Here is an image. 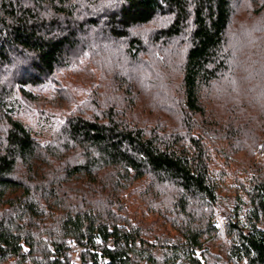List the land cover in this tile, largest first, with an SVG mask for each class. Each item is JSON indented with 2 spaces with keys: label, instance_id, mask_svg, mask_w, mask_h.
Wrapping results in <instances>:
<instances>
[{
  "label": "trees",
  "instance_id": "1",
  "mask_svg": "<svg viewBox=\"0 0 264 264\" xmlns=\"http://www.w3.org/2000/svg\"><path fill=\"white\" fill-rule=\"evenodd\" d=\"M258 150L264 0H0V264H264Z\"/></svg>",
  "mask_w": 264,
  "mask_h": 264
},
{
  "label": "rangeland",
  "instance_id": "2",
  "mask_svg": "<svg viewBox=\"0 0 264 264\" xmlns=\"http://www.w3.org/2000/svg\"><path fill=\"white\" fill-rule=\"evenodd\" d=\"M261 154V151L258 150L257 153H256V160L257 161H261V162H264V157L262 154V157L260 156ZM221 225H224L225 222H221L220 223ZM7 243H8V246L12 249H18L20 250L21 252L24 251L29 245H31L30 243V240L29 239H26V238H19L17 237L15 234H10L7 238Z\"/></svg>",
  "mask_w": 264,
  "mask_h": 264
},
{
  "label": "built area",
  "instance_id": "3",
  "mask_svg": "<svg viewBox=\"0 0 264 264\" xmlns=\"http://www.w3.org/2000/svg\"><path fill=\"white\" fill-rule=\"evenodd\" d=\"M262 152L260 154V156L262 157ZM137 244H140V241L137 240ZM86 248L83 247V246H78V245H70L68 247V249L66 250L65 252V256L67 258H75V259H78V260H82L85 264H91L90 260L86 257H84L86 253Z\"/></svg>",
  "mask_w": 264,
  "mask_h": 264
}]
</instances>
